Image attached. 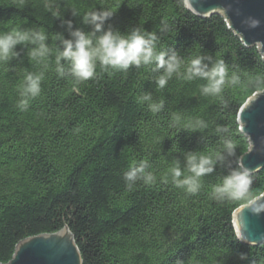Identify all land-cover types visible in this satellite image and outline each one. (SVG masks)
<instances>
[{
	"label": "trees",
	"instance_id": "16d2710c",
	"mask_svg": "<svg viewBox=\"0 0 264 264\" xmlns=\"http://www.w3.org/2000/svg\"><path fill=\"white\" fill-rule=\"evenodd\" d=\"M45 4L0 0V31L41 26L50 46H57L55 37L68 33ZM57 5L62 18L85 31L89 28L80 16L91 7L118 8L105 26L122 32L138 25L156 30L166 20L170 30L158 32L161 47L175 48L185 58L202 51L223 58L230 71L240 72L242 83L225 89L227 106L221 107L215 98L200 95L201 80L173 78L158 91L152 82L156 74L147 68L109 75L97 67L94 78L77 84L58 77L53 64L41 94L22 112L17 89L26 72L42 66L23 52L9 66L0 65V263L11 259L21 239L67 226L81 264H264V243L242 242L234 231L232 213L246 202L210 196L226 168L203 177L194 196L160 180L176 157L183 165L184 151L216 148L217 125L229 128L239 158L248 151L237 112L250 96L264 91V85L252 83L264 75L257 44H244L224 14L196 15L184 0H57ZM73 11L79 15L73 17ZM144 91L154 101L164 100L162 112L154 116L136 102ZM173 113L200 117L208 128L177 133L169 127ZM141 159L149 161L157 181L128 189L124 172L132 160ZM236 163L233 159L232 167ZM252 173L250 196L255 198L264 190V164Z\"/></svg>",
	"mask_w": 264,
	"mask_h": 264
},
{
	"label": "clouds",
	"instance_id": "9594fccd",
	"mask_svg": "<svg viewBox=\"0 0 264 264\" xmlns=\"http://www.w3.org/2000/svg\"><path fill=\"white\" fill-rule=\"evenodd\" d=\"M45 7L53 17L61 21L68 33L67 37L63 33L55 37L59 42L57 46H50L47 42L49 34L41 26H14L7 31H0V65L9 66L10 61L19 60L23 52L29 61L42 66L39 72H26L23 83L17 89L20 97L17 107L22 112L27 111L30 101L41 94L45 73L53 64L58 77H70L77 84L94 78L97 67L109 75L126 73L132 67L147 68L156 74L152 82L158 91L163 90L173 78L185 82L201 80L204 83L199 85L200 95L215 98L221 107L227 106L223 95L225 89L242 83L240 72L230 71L223 58H215L207 51L185 58L175 48L161 47L158 32L170 30L166 20H162L156 30L138 25L128 26L122 32L111 24L105 26L118 8L91 7L80 16L81 24L89 28L85 31L84 28L74 27L71 19L62 18L57 0H46ZM77 15V12H72L73 17ZM17 45L21 46L19 50ZM252 83L264 85V75L257 76ZM136 102L146 104L154 116L164 109V100L154 101L152 93L148 91L138 95ZM169 127L176 128L177 133L182 130L186 133H203L208 123L200 117L184 118L179 113H173ZM214 135L218 138L216 148L209 151H184L183 165L181 159L176 157L168 173L160 177L161 182H170L174 187L194 196L203 186V177L222 167L226 168V172L220 175L219 183L212 186L211 198L218 202L245 201L253 205L255 198L250 196L253 173L239 163L237 145L231 139L229 128L217 125ZM233 159L237 161L235 167L231 164ZM151 167L147 159L132 160L123 175L127 188L132 189L137 182L149 186L156 183L157 176L150 170ZM262 209L264 205L252 208L256 213ZM244 258L241 255V259Z\"/></svg>",
	"mask_w": 264,
	"mask_h": 264
},
{
	"label": "water",
	"instance_id": "95a60500",
	"mask_svg": "<svg viewBox=\"0 0 264 264\" xmlns=\"http://www.w3.org/2000/svg\"><path fill=\"white\" fill-rule=\"evenodd\" d=\"M185 7L199 16L224 14L228 26L246 45L257 44L264 56V0H184ZM255 22V26L253 23ZM239 129L248 137L250 147L240 158L250 170L264 164V91L254 93L238 109ZM264 190L253 205L243 204L232 213L236 237L245 243H264ZM0 264H81V257L67 226L18 241L9 261Z\"/></svg>",
	"mask_w": 264,
	"mask_h": 264
}]
</instances>
